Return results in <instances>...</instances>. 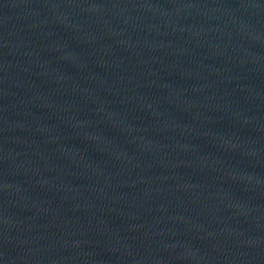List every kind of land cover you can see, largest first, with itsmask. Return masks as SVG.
Returning a JSON list of instances; mask_svg holds the SVG:
<instances>
[{"label":"water","instance_id":"obj_1","mask_svg":"<svg viewBox=\"0 0 264 264\" xmlns=\"http://www.w3.org/2000/svg\"><path fill=\"white\" fill-rule=\"evenodd\" d=\"M0 264H264V0H0Z\"/></svg>","mask_w":264,"mask_h":264}]
</instances>
